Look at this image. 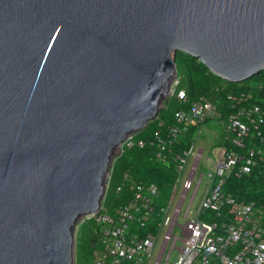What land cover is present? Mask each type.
Here are the masks:
<instances>
[{
  "label": "water",
  "instance_id": "1",
  "mask_svg": "<svg viewBox=\"0 0 264 264\" xmlns=\"http://www.w3.org/2000/svg\"><path fill=\"white\" fill-rule=\"evenodd\" d=\"M181 53L258 75L264 0H0V264H75L80 220Z\"/></svg>",
  "mask_w": 264,
  "mask_h": 264
},
{
  "label": "built area",
  "instance_id": "2",
  "mask_svg": "<svg viewBox=\"0 0 264 264\" xmlns=\"http://www.w3.org/2000/svg\"><path fill=\"white\" fill-rule=\"evenodd\" d=\"M180 84L175 79L170 94L186 100ZM228 99L233 110L223 121V135L238 149L218 143L211 146L206 159L212 164L209 171L206 165L201 167L205 150L195 149L194 137L183 152H175V147L191 128L200 129L204 123L220 119L217 104L205 98L194 101L187 110L175 113L176 123L165 136L154 133L157 158L166 162L172 155L175 160L176 179L168 200L161 198L155 184L129 183L125 174L124 185L115 189V204L108 205L105 199L113 162L99 211L84 218L97 228L98 247L92 264H264V201L238 200L225 191L232 175L250 176L254 167L264 163V144L251 147L246 143L252 133L263 141L264 107L252 102L246 92L229 94ZM134 137L132 134L122 143L118 156L135 144ZM137 143L146 146L144 140ZM214 147L217 150L212 155ZM126 186L129 189L123 192Z\"/></svg>",
  "mask_w": 264,
  "mask_h": 264
},
{
  "label": "trees",
  "instance_id": "3",
  "mask_svg": "<svg viewBox=\"0 0 264 264\" xmlns=\"http://www.w3.org/2000/svg\"><path fill=\"white\" fill-rule=\"evenodd\" d=\"M178 72L180 76V88L187 94L186 100H179L176 96L169 98L158 114L157 118L151 121L142 131L135 134V144L126 147L123 153L118 156L113 164V173L110 187L106 196L108 205L115 204V189L119 184L124 185V175L128 174L130 180L142 183H152L158 186L161 198L168 200L176 179L175 160L172 155H168L166 162L157 158L159 146L155 140L154 133L160 131L163 136L168 129L176 123L175 113L178 110H187L194 101L205 98L218 105L221 112L219 121H224L227 115L233 110V104L228 99L229 94H239L246 92L251 95V101L264 107V68L262 71L241 83H232L222 79L211 72L200 60L193 56L181 53L176 58ZM199 128H191L187 135L180 140L175 147V152L181 153L187 149L193 141L195 132ZM263 141L252 133L247 146H261L264 144V125L262 127ZM144 140L146 146L141 148L138 141ZM219 145L226 146L228 149L237 150L229 143L224 135L218 141ZM129 189L125 187V191ZM225 191L238 200L264 201V163L254 167L250 176L237 178L232 175L229 178ZM123 200H119V203ZM91 223V222H88ZM87 248L89 255L85 261L80 260V250ZM98 247V234L95 224L90 229V239L86 245H79L76 252V264H92L95 250Z\"/></svg>",
  "mask_w": 264,
  "mask_h": 264
},
{
  "label": "rangeland",
  "instance_id": "4",
  "mask_svg": "<svg viewBox=\"0 0 264 264\" xmlns=\"http://www.w3.org/2000/svg\"><path fill=\"white\" fill-rule=\"evenodd\" d=\"M180 76H178L177 79H179ZM171 94L167 96L166 101L171 98ZM165 101V102H166ZM224 122L219 120H210L206 123H204L200 129H198L194 134V143H195V149H204V158L201 163V167L203 168L206 165V170L209 171V167L212 168V164L210 162L206 163L207 154L211 151V144L216 137V135H222L224 133ZM137 133V132H136ZM134 133V134H136ZM219 141V140H218ZM218 141L216 143H218ZM217 147H214L212 150V155L216 154ZM117 156H118V150H117ZM192 164H189V166ZM201 170V169H200ZM181 193V186L177 190V198ZM85 218V217H84ZM82 218L76 228V248H75V258H76V252L77 247L80 245H86L87 241L90 239V229L94 225L93 222L87 223V219ZM180 229L177 228L176 233H179ZM89 255V251L87 248L83 247V249L80 250V260L82 262L85 261V257ZM176 253L173 255L172 261L175 260Z\"/></svg>",
  "mask_w": 264,
  "mask_h": 264
},
{
  "label": "crops",
  "instance_id": "5",
  "mask_svg": "<svg viewBox=\"0 0 264 264\" xmlns=\"http://www.w3.org/2000/svg\"><path fill=\"white\" fill-rule=\"evenodd\" d=\"M222 135H223V134H222ZM222 135H216V137L214 138V140H213L211 146L215 145L216 142L222 137Z\"/></svg>",
  "mask_w": 264,
  "mask_h": 264
}]
</instances>
